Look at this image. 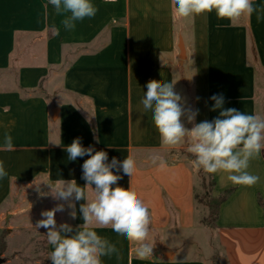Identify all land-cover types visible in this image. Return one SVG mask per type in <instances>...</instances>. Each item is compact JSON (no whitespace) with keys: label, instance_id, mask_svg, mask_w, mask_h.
<instances>
[{"label":"crops","instance_id":"0c3cea01","mask_svg":"<svg viewBox=\"0 0 264 264\" xmlns=\"http://www.w3.org/2000/svg\"><path fill=\"white\" fill-rule=\"evenodd\" d=\"M92 2L95 17L66 31L48 0H0V160L9 173L0 180V225L4 203L21 190L28 192L29 209L40 213L50 199L54 207L64 204L57 225L83 223V201L76 202L73 219L68 202L50 192L48 199L35 198L61 180L85 185L82 164L89 157L70 161L65 150L80 137L84 147L107 152L109 162L135 158L133 175L121 170L118 184L137 192L151 217L148 242H159L142 260L138 245L110 227L93 226L121 254L119 260L101 257L102 264H264V213L258 201L260 196L264 202V149L248 168L260 177L254 186L234 185L223 172L210 174L211 195L233 190L220 203L215 223H206L208 206L198 199L200 170L192 166L187 146L163 145L151 110L141 104L147 82L155 79L175 84L186 106L199 109L196 123L218 116L210 111V97L221 93L225 108L264 117V21L258 23L253 14L233 24L215 12L177 19L172 0ZM6 132L13 137L12 151L2 147ZM174 227L190 238L170 243L165 235ZM46 247L51 264L53 247L48 242Z\"/></svg>","mask_w":264,"mask_h":264},{"label":"clouds","instance_id":"9594fccd","mask_svg":"<svg viewBox=\"0 0 264 264\" xmlns=\"http://www.w3.org/2000/svg\"><path fill=\"white\" fill-rule=\"evenodd\" d=\"M48 3L57 15L63 17L61 24L66 31L75 30L78 21L94 18L98 11L92 0H48ZM172 4L177 19L215 12L218 19L233 24L253 14L258 23L264 21V2L255 3L254 0H172ZM51 30L53 35L60 34V29L54 25ZM174 85L150 80L141 100L145 112H152L161 143L168 147L186 145L192 166L198 170L209 174L226 173L234 185L251 187L257 184L260 177L251 174L248 168L250 161L259 158L264 149V117L225 108V97L221 93L210 97L214 101L210 111H218V116L211 121L196 123L199 109L187 107L174 91ZM182 118L192 125L190 129ZM81 139L75 138L65 150L70 161L89 157L82 164L81 178L86 181L85 185L79 186L75 180H61L48 187L54 199L68 202V207L73 209L70 213L73 219L77 217L76 202L83 201L79 205L83 223L75 228L66 222L57 225L55 215L64 211V204H57L43 211V218L35 224L37 229L47 230V242L53 247L49 255L51 264H102L101 257L105 256L109 259L115 256L119 260L120 250L107 238L98 235L93 226L110 227L138 245V258L147 259L153 251L148 242L151 231L149 210L135 190L118 184L123 178L118 174L121 170L125 175H133L137 166L135 158L128 155L120 161L112 157L109 162L107 152L98 151L92 145L84 147ZM2 147L7 151L14 150L11 134H4ZM158 160L159 157L151 158L153 164ZM160 166H163L162 160ZM8 175L4 162L0 160V180Z\"/></svg>","mask_w":264,"mask_h":264},{"label":"rangeland","instance_id":"374dc122","mask_svg":"<svg viewBox=\"0 0 264 264\" xmlns=\"http://www.w3.org/2000/svg\"><path fill=\"white\" fill-rule=\"evenodd\" d=\"M185 27L188 28L189 25L185 24ZM185 27L184 29H186ZM200 175L198 199L206 203L209 201L208 197L211 195V175L203 170H200ZM47 192L50 191L44 190V194H37L35 198L37 200L48 199ZM27 196H29L28 192L25 193L21 190L13 198H9L3 205L6 212L0 225V264H47L48 252L45 234L47 230L35 227L36 222L43 218L41 216L42 212L40 213L36 209H29ZM54 203L50 199L49 203L46 204L48 207L46 210L54 208ZM56 218L57 215H55ZM203 218H207V212ZM201 230V235H199L201 237L199 239H203L205 237L203 233H208L209 229L206 227L204 230ZM166 231L164 230L163 233H166ZM165 236H168L170 243L175 245L184 243V236L188 239L190 238L187 231L177 228L173 230V233H166ZM158 243L153 238L152 245L158 246ZM189 244L195 248L196 252H199L200 249L196 246L195 242H189Z\"/></svg>","mask_w":264,"mask_h":264},{"label":"trees","instance_id":"16d2710c","mask_svg":"<svg viewBox=\"0 0 264 264\" xmlns=\"http://www.w3.org/2000/svg\"><path fill=\"white\" fill-rule=\"evenodd\" d=\"M211 183L213 185V177L212 176H211ZM232 190H233V186L222 190L217 195H210L208 197L209 201L206 202V204L208 206V213H207V218L204 219V221L206 223H209V224L215 223V219L217 216V212H218V208H219L220 203L228 197V195L231 193ZM258 201L261 204V206L263 207V213H264V202L260 196L258 197Z\"/></svg>","mask_w":264,"mask_h":264},{"label":"built area","instance_id":"2783aa9c","mask_svg":"<svg viewBox=\"0 0 264 264\" xmlns=\"http://www.w3.org/2000/svg\"><path fill=\"white\" fill-rule=\"evenodd\" d=\"M152 253H153V251H152Z\"/></svg>","mask_w":264,"mask_h":264}]
</instances>
